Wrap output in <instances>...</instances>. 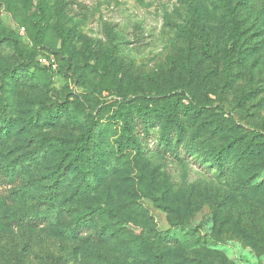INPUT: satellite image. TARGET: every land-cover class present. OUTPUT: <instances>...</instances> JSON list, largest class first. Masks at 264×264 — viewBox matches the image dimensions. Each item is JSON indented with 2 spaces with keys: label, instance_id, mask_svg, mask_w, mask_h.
<instances>
[{
  "label": "rangeland",
  "instance_id": "374dc122",
  "mask_svg": "<svg viewBox=\"0 0 264 264\" xmlns=\"http://www.w3.org/2000/svg\"><path fill=\"white\" fill-rule=\"evenodd\" d=\"M229 1L237 7L242 34L229 52L233 62L226 77L233 27L220 0H46L42 39L31 21L35 0H0L1 27L14 38L0 39V109L8 104L21 119L44 105L66 102L68 108L51 128L34 131L20 123L0 151L39 154L45 135L49 156L55 155L81 138L85 127L79 120L93 127L109 119L102 102L126 97L137 106L156 108L169 103L167 93L184 104L212 107L209 116L242 137L237 149L255 140V131L264 140V0ZM60 28L71 38L68 52L62 50ZM43 57L47 64L41 63ZM29 59L35 63L29 67L34 79L14 85L3 78L8 66L21 74L20 64ZM117 130L113 124L100 137L101 178L90 175L97 185L84 186L86 192L76 199L67 197L66 206L109 202L130 223L100 217L76 239L46 225L16 228L14 234L0 231V249L8 242L19 244L29 264H154L155 250L164 252L166 264H264V246L252 245L230 221L221 223L229 214L244 226L264 224V192L241 195L234 184L244 178L241 173L232 182L220 180L214 169L191 156L184 163L155 154L137 158L129 148L117 156ZM149 141L155 146V138ZM249 169L257 176L254 184L264 182L262 159L260 165L250 162ZM11 188L0 184V196ZM27 202L26 208L34 204ZM39 210L60 215L61 226L73 224L59 207ZM182 219L187 223L177 224ZM101 228L105 237L99 239ZM218 232L222 240L213 238Z\"/></svg>",
  "mask_w": 264,
  "mask_h": 264
},
{
  "label": "trees",
  "instance_id": "16d2710c",
  "mask_svg": "<svg viewBox=\"0 0 264 264\" xmlns=\"http://www.w3.org/2000/svg\"><path fill=\"white\" fill-rule=\"evenodd\" d=\"M220 2L227 9L233 27L231 47L225 55V74L228 77L233 62L232 54L229 52L240 42L242 30L237 7L229 0H220ZM34 9L31 21L39 38L42 39L46 0H35ZM57 31L62 39V50L68 52L71 43L69 32L63 28ZM110 36L113 38V35L110 34ZM4 38L14 40L10 33L4 32L0 23V39L4 40ZM107 52L108 55H112L113 50L109 48ZM20 65L23 71L21 74H16L14 66H8L4 69L3 78H8L14 85H19L28 78L34 79L35 72L29 68L35 65L33 59ZM106 70L103 65L101 73L104 74ZM164 96L170 100L169 103L156 106V108L137 106L126 97H122L126 100L102 102V105H107L110 110L109 119L103 121L101 118L100 123H95L98 127L95 125L90 127L84 121L79 120L83 128L85 127L81 138L77 139L69 149H60L52 156H49L48 137L45 135L39 140L42 143L41 153L36 155L24 152L20 156H11L10 152H2V149L0 151V184L4 183L12 188L8 195L0 196V231L13 233L16 228L32 230L46 225L51 226L62 237L76 239L83 232L91 231L94 222L100 217L106 216L112 224L130 223V219L116 212L109 202L83 208L78 204L66 206L67 197L69 200L76 199V195L86 192H82L84 186L90 187V183L94 182L91 174L95 180L101 178L100 137L113 124L118 125L117 156L124 155V151L128 148L134 151V156L137 158L155 154L164 158L172 157L176 162L184 163L185 157L191 156L201 164H207L209 168L214 169L220 180L232 182L236 180L237 174L241 173L244 178L240 177L242 179L234 182L235 189L241 195H256L264 192V182L254 184L257 176L250 173L249 169L250 162L257 160L260 165L261 159L264 161V140L261 138V133L255 131L254 136L255 140L259 138L262 142L255 143L253 139L237 149L239 142L243 143L242 137L232 132L231 129H227L226 123L212 119L208 113L209 108L212 107L194 102L184 104L174 99L170 93ZM8 106L6 104L0 109V148L9 145L14 135H17L16 129L20 123L34 131H38L39 128L47 129L60 123L68 111L66 102H57L50 107L44 105L32 112L26 111L28 114L26 117L17 119ZM217 113L222 114L223 112ZM150 137L156 139L155 146L151 145ZM85 165H92V169L87 170ZM17 181H20L19 185ZM94 184L97 185L96 181ZM94 189L95 187L90 191L93 192ZM66 190H68L67 193ZM28 200L34 204L26 208ZM185 204L189 205V202L185 201ZM55 207L66 211L72 217L71 226L59 225L57 221L60 215H52L50 211L42 213L39 210L42 208L50 210ZM24 209L25 211L21 212ZM187 221V219H182L177 224H185ZM229 221L234 225L233 230L245 235L252 245L264 246V224L258 228L244 226L240 218L232 219L229 214L223 217L221 223L227 224ZM107 228L108 225L104 229ZM104 229L101 228L97 232L99 239L105 237L102 236L103 233L105 234ZM233 230L232 233H234ZM213 238L222 240L219 232ZM164 240L170 242L169 236L165 235ZM11 244L8 242L0 249L1 254L4 252L2 254L4 260L0 264H29L19 244L15 246ZM152 254L154 264H166L164 252L155 250ZM204 263L207 264L205 261Z\"/></svg>",
  "mask_w": 264,
  "mask_h": 264
},
{
  "label": "built area",
  "instance_id": "2783aa9c",
  "mask_svg": "<svg viewBox=\"0 0 264 264\" xmlns=\"http://www.w3.org/2000/svg\"><path fill=\"white\" fill-rule=\"evenodd\" d=\"M40 61H41V63H43V64H47V63H48V60H47V58H45V57L40 58ZM52 66H54V64H52Z\"/></svg>",
  "mask_w": 264,
  "mask_h": 264
}]
</instances>
